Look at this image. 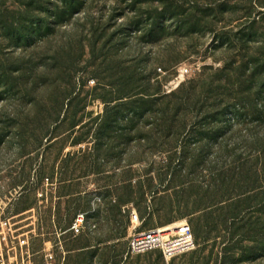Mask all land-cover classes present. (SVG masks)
Instances as JSON below:
<instances>
[{
    "label": "rangeland",
    "instance_id": "1",
    "mask_svg": "<svg viewBox=\"0 0 264 264\" xmlns=\"http://www.w3.org/2000/svg\"><path fill=\"white\" fill-rule=\"evenodd\" d=\"M66 1L0 0L7 80L0 86V223H10L0 227V238H7L0 254L8 264L25 257L26 264H264V0H222L221 8L209 7L214 0H75L77 11L56 25L54 14ZM18 14L49 18L51 30L32 46L13 48L2 27L23 21ZM154 19L162 31L156 28L153 38ZM232 30L253 39L222 44L221 34ZM13 64L20 71L12 76ZM183 68L188 74L177 85ZM149 80L163 95L203 89L208 103L241 105L239 123L216 142L205 141L204 159L183 169L201 186L212 184L208 195L221 201L196 213L198 238L191 217L165 223V208L178 194L158 187L155 176L166 171L169 147L109 145L95 152L80 141L82 127L104 113L105 102L141 94ZM149 127L144 120L143 132ZM238 160L245 164L240 187ZM219 173H226L224 189L215 185ZM201 197L203 191L188 197L190 206ZM131 206L143 222L139 232L188 222L195 249L169 260L158 252L128 255L124 210ZM80 215L84 230L74 234ZM23 238L28 256L18 248Z\"/></svg>",
    "mask_w": 264,
    "mask_h": 264
},
{
    "label": "trees",
    "instance_id": "2",
    "mask_svg": "<svg viewBox=\"0 0 264 264\" xmlns=\"http://www.w3.org/2000/svg\"><path fill=\"white\" fill-rule=\"evenodd\" d=\"M223 2L222 0H214L210 3L209 7L220 6L221 8V4L224 5ZM77 8V1L67 0L65 6L62 5L61 8H57L58 11L54 14L56 19L55 24L60 25L66 21V16L75 13ZM210 11V15H212L214 10L211 9ZM224 13H228V11ZM18 16L24 18L23 21L18 19L19 21H17L15 25L5 24L2 27L4 34L8 37V42L12 43L13 48L25 47L26 45L32 46L35 42V36H40L43 33L48 34L51 30L49 18H47L48 20H43L42 18L35 20L34 16L23 17L19 14ZM175 16L177 15L173 17ZM170 19L169 21H171ZM184 27L185 26L179 27V29H184ZM156 28L161 30L162 26L158 20L154 19L152 30L150 31V35L153 36V38L157 37L156 34L153 35L157 31ZM188 29L191 30L190 27H188ZM253 36L254 35L250 33L243 35V31L241 30H232L228 32L224 31L220 39L222 44L226 42L230 45L235 43L232 40L234 38H237V40H244V37H246V41L251 42ZM19 71L20 68L13 64L8 72L13 76L14 73H18ZM3 77L4 68L3 65L0 64V86L7 84V80H4ZM181 92L182 95H180ZM177 94L163 95L161 93V88L156 84H152L151 80H149L143 93L136 96L125 94L117 99L105 102L104 113L92 119L87 126H81L83 132L81 133L80 141L93 144L92 148L95 152L109 145L118 147L123 145L169 147V158L165 166L161 169L166 171L155 176L159 181L158 187H165V192L173 191L176 196L178 194V197L173 200V203L165 208V211L168 210L167 213H165V223L172 224L178 218L184 216L191 217V223L194 226L198 238L201 224L198 223L196 213L199 209L202 210L204 206L209 208L211 204H218L221 203V201L217 200L215 196L208 195L211 190H215V188H212V184H210L211 188L209 186H201L199 181L196 182V178H191V176L187 174L185 175L183 169H192L194 164L200 163L201 160L204 159L203 156L207 150L205 148L209 144V142L205 141L216 142L219 137L224 135L223 131L232 130L234 128L233 124H238V121H240L243 115L240 111V104H228L224 100H222V102L215 101L208 103L204 96L205 91L203 89L200 92H196L193 88H190L184 92V88H181V90H179V95ZM139 95H143V97H138ZM67 106L71 110L74 109L72 101L67 103ZM188 114L192 115L193 118H188ZM76 118L77 114L73 115L72 120L75 121ZM144 120H147V123L150 125L148 132H143L144 128H141ZM222 121L226 124L224 127L221 126ZM70 126L71 130L74 132L78 125L74 122ZM192 149L195 152L192 154L191 162L188 164L187 156L192 153ZM125 163L126 162L123 164ZM236 163L237 164L233 167L234 171L238 173L235 184L237 187H240L244 182L243 171L245 164L242 160H238ZM217 178L219 179V184L216 183L213 178L216 187L224 189L226 187V173H219ZM130 179L131 178L128 180ZM148 181L153 182L154 177L150 178ZM197 189L198 191L195 192ZM149 190L150 193L156 192V188H153L151 185L149 186ZM201 191L204 192V197H201L199 200L195 199L190 206L189 198H191L192 195H199ZM180 194L182 197H179ZM187 194L188 196H186ZM183 195H185V197ZM141 199L142 201L145 200V193H143ZM119 200L123 202V198ZM159 211L160 210H157V212ZM129 212V209L124 210L130 223ZM167 215L171 217L167 218ZM157 228H159V226L148 229L147 231ZM158 254L163 257L160 252H158Z\"/></svg>",
    "mask_w": 264,
    "mask_h": 264
},
{
    "label": "built area",
    "instance_id": "3",
    "mask_svg": "<svg viewBox=\"0 0 264 264\" xmlns=\"http://www.w3.org/2000/svg\"><path fill=\"white\" fill-rule=\"evenodd\" d=\"M188 74L187 69H180L175 76L177 85H180ZM130 229L127 254L131 256L145 255L152 252H160L167 260L184 255L193 251L196 247L193 231L188 222L182 221L167 229H153L149 231L139 232L136 227L142 222L138 216L136 209L131 206L129 209ZM85 218L80 215L71 226L74 234H80L84 230ZM2 229H9L10 223L3 221L0 223ZM3 242L7 240L5 236L0 238ZM1 244V243H0ZM20 251L25 250V254L29 255L28 240L23 238L18 242ZM26 258V257H25ZM20 258L15 264H26L27 259ZM0 264H8L3 254H0Z\"/></svg>",
    "mask_w": 264,
    "mask_h": 264
}]
</instances>
